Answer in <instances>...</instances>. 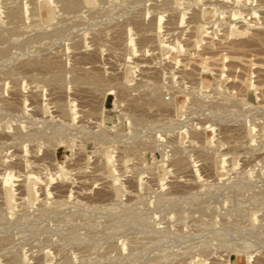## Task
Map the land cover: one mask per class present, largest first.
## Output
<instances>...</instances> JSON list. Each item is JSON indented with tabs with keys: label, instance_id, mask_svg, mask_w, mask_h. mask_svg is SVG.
Instances as JSON below:
<instances>
[{
	"label": "rangeland",
	"instance_id": "1",
	"mask_svg": "<svg viewBox=\"0 0 264 264\" xmlns=\"http://www.w3.org/2000/svg\"><path fill=\"white\" fill-rule=\"evenodd\" d=\"M61 1L0 0V264H264V0Z\"/></svg>",
	"mask_w": 264,
	"mask_h": 264
},
{
	"label": "bare ground",
	"instance_id": "2",
	"mask_svg": "<svg viewBox=\"0 0 264 264\" xmlns=\"http://www.w3.org/2000/svg\"><path fill=\"white\" fill-rule=\"evenodd\" d=\"M74 1H75V0H62L61 2H62V5H63L64 8H66V9H67V8H70V9H71V7H73L74 4H75ZM60 4H61V3H60ZM76 4H77V3H76ZM19 6H20V5H19ZM15 7H16V6H15ZM21 7H22V5H21ZM23 7H24V6H23ZM74 7H75V6H74ZM10 8H11V7H10ZM13 8H14V7H13ZM16 8H18V7H16ZM28 8H29V7H28ZM28 8H27V9H28ZM24 9H25V8H24ZM27 9H26V10H27ZM10 10H12V9H10ZM10 10H9V11H10ZM16 10L18 11V9H16ZM6 11H7V10H6ZM20 11H21V10H19V12H20ZM66 11H67V10H66ZM23 12H24V11H23ZM23 12H22V13H23ZM25 12H27V11H25ZM8 13H9V12H8ZM15 13H16V12L11 11L10 15H14V16H15ZM20 13H21V12H20ZM22 15H23V14H22ZM24 15H25V14H24ZM18 16H19V13H18ZM7 17H8V16H7ZM19 17H20V16H19ZM16 18H17V17H16ZM20 18H22V17H20ZM11 19H12V18H11ZM13 20H15V19L13 18ZM13 20H12V21H13ZM8 21H10V20H8ZM4 38H5V37H4ZM44 64L46 65V68L51 66L50 63H48V62H45ZM44 64H43V65H44ZM51 64H52V63H51ZM45 65H44V66H45ZM89 75H90V74H89ZM90 77H92V76L90 75ZM99 77H100V76H99ZM77 78H78V77H77ZM80 79H81V78H80ZM84 79H85V78H84ZM86 79H87V76H86ZM91 79H93V82L95 81V82H97V83H101L100 81H102L100 78H98V76H94V77L91 78ZM3 80H4V79H3ZM9 80H10V79H9ZM78 80H79V79H78ZM86 81H87V80H86ZM2 82H3V81H2ZM87 82H88V81H87ZM87 82H86V83H87ZM89 82H90V80H89ZM79 83H80V82H79ZM82 83H83V82H82ZM97 83H96V84H97ZM9 84H10V83H9ZM12 85H13V84H12ZM97 85H98V84H97ZM100 85H101V84H100ZM94 86H95V85H94ZM98 86H99V85H98ZM119 86H120V84H119ZM4 87H5V86H4ZM145 88H146V87H145ZM157 88H158V87H157ZM151 95H152V94H151ZM153 96H154V95H153ZM164 97H165V96H164ZM150 98H151V97H150ZM154 98H155L154 101H156L157 103H160V104L162 103V96H161V95L158 94V95H156ZM164 103H165V102H164ZM143 121H144V120H143ZM54 137H55V136H54ZM54 137H53V138H54ZM53 138H51V140H53ZM53 141H54V140H53ZM167 144H168V143H167ZM60 171H61V170H60ZM27 180H28V184H29L30 181H31L30 177H28ZM114 184H115V183H114ZM115 185H116V184H115ZM3 187H6V186L3 185ZM242 187H243V185H242ZM6 189H7V187H6ZM6 191H7V190H6ZM222 201H223V200H222ZM231 201H232V200H231ZM236 201H237V200H236ZM225 202H226V201H225ZM232 202H233V201H232ZM222 204H223V203H222ZM227 204H228V202H227ZM43 205H44V204H42V206H43ZM220 205H221V204H220ZM229 205H230V204H229ZM234 205H236V204H234ZM226 207H227V206H226ZM44 208H45V207H44ZM205 208H206V207H205ZM220 209H221V208H220ZM234 209H235V207H234ZM41 210H42V209H41ZM223 210H224V209H223ZM43 211H44V210H43ZM221 211H222V210H221ZM180 212H181V211H180ZM190 212H191V211H190ZM200 212H201V211H200ZM207 213H208V212H207ZM176 214H178V213H176ZM179 214H180V213H179ZM173 215H174V214H173ZM199 215H200V214H199ZM252 215H253V214H252ZM24 216H25V215H24ZM24 216H23V217H24ZM25 219H27V218H25ZM244 219H245V218H244ZM249 219H250V218H249ZM252 219H253V217H252ZM202 220H204V219H202ZM18 221H19V220H18ZM22 221H23V220H22ZM194 222H196V221H194ZM203 223H204V222H203ZM253 223H254V222H253ZM255 225H256V224H255ZM196 226H197V225H196ZM230 226H231V225H230ZM193 228H194V227H193ZM199 228H200V227H199ZM226 228H227V227H226ZM228 228H229V227H228ZM232 228H233V227H232ZM205 229H206V228H205ZM205 229H204V230H205ZM217 229H218V228H217ZM206 230H207V229H206ZM206 230H205V231H206ZM223 230H224V229H223ZM226 230H227V229H226ZM230 263H231V264H238V262H236V261H234V260H231Z\"/></svg>",
	"mask_w": 264,
	"mask_h": 264
}]
</instances>
